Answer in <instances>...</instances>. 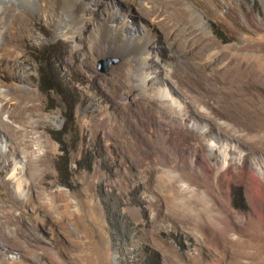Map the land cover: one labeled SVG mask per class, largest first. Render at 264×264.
I'll list each match as a JSON object with an SVG mask.
<instances>
[{"label":"rangeland","instance_id":"obj_1","mask_svg":"<svg viewBox=\"0 0 264 264\" xmlns=\"http://www.w3.org/2000/svg\"><path fill=\"white\" fill-rule=\"evenodd\" d=\"M63 14L65 36L35 15L25 78L0 71V93H35L46 149L18 174L32 205L14 203L0 167V202L19 219L5 234L24 241L0 239V264H142L147 250L158 264H264V0H69ZM105 201L127 221L118 247Z\"/></svg>","mask_w":264,"mask_h":264},{"label":"bare ground","instance_id":"obj_2","mask_svg":"<svg viewBox=\"0 0 264 264\" xmlns=\"http://www.w3.org/2000/svg\"><path fill=\"white\" fill-rule=\"evenodd\" d=\"M132 1L136 2V0ZM68 5L69 0H0V71H4L5 74H9L11 77H18L19 80L25 78L28 71L25 68V63L28 62V58L24 51L20 52L19 50L23 47L25 39L34 37L35 25L33 21L35 15L45 16L48 22L53 24L56 35L65 36L68 16L63 13L68 9ZM22 6L26 8H21ZM34 9L36 13H34ZM188 12L197 25L202 26L206 31L210 29L199 12L191 7ZM70 16L73 21L81 26L83 25V15L78 17L70 14ZM184 17L176 14L170 15L167 26L178 25L177 30L179 31L184 23ZM105 25L117 33L121 32L120 25ZM163 27L167 28L165 24H163ZM148 32L146 31V33ZM144 39L145 37L141 36L138 39V45H142ZM241 69V63L238 61L232 65L234 81ZM165 91L164 88H161L160 94L165 93ZM12 100L14 101L11 102ZM36 100L35 93L25 86H12L7 94L0 93V167L12 168L7 175V184L11 186V198L16 205L31 204L30 196L27 192H24L25 189H23V183L18 174L26 168L33 172L39 170L46 151L42 148L40 135L34 136L32 134L44 118L42 113L36 112ZM6 111L8 119L2 117V113ZM35 115H38L36 119L33 118ZM15 123L18 125H15ZM7 137L10 140L9 144L7 143ZM21 157L24 163L21 162ZM17 219L15 214L5 210V202H0V239H6L5 241L10 244L13 243V245L24 243V241L18 242L15 239L19 235L18 230L13 233L9 232V236L5 234V229L19 220Z\"/></svg>","mask_w":264,"mask_h":264},{"label":"trees","instance_id":"obj_3","mask_svg":"<svg viewBox=\"0 0 264 264\" xmlns=\"http://www.w3.org/2000/svg\"><path fill=\"white\" fill-rule=\"evenodd\" d=\"M54 46L55 44H52V51H51V56L54 58L55 62H59V59L57 58V54L54 51ZM49 66L53 69V74H47V75H43V74H39V83H38V88L40 89L41 92H47L49 90L54 89V72L55 74L58 72L55 68V65L53 64V62L50 61ZM46 67H48V64L46 63ZM48 69V68H47ZM64 88H66V85H64ZM70 92V91H69ZM64 103V107L69 111V117L66 119V123H68L69 125L72 122V111H73V107H74V103H70L68 104V100L64 99L63 100ZM65 123V124H66ZM65 124L60 128V130L57 131V134L53 137L54 140L56 142L59 143L60 138H62L64 136V134L67 132ZM61 151V150H60ZM61 155V154H60ZM234 197V196H233ZM232 197V203L235 206H239V204H236L235 200ZM103 206H104V211H105V216H106V222L108 224V226H110L112 233H113V237L116 238L115 243L116 246H120L123 245V242L125 241V237L129 234V230L127 229V221L125 220V218L120 215L119 209L118 207L112 203V202H108L105 203L103 202ZM146 256L145 258H147V262L142 263V264H158L156 258V253L152 250H147L146 252Z\"/></svg>","mask_w":264,"mask_h":264}]
</instances>
